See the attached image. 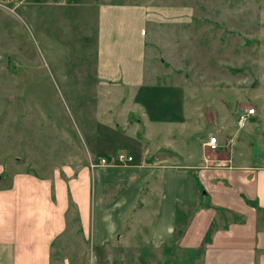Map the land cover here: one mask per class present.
Segmentation results:
<instances>
[{
	"label": "rangeland",
	"instance_id": "374dc122",
	"mask_svg": "<svg viewBox=\"0 0 264 264\" xmlns=\"http://www.w3.org/2000/svg\"><path fill=\"white\" fill-rule=\"evenodd\" d=\"M122 1L142 9L143 88L96 80L92 4L0 0L5 169L44 177L95 162L93 152L111 159L119 152L156 157L168 151L177 163L192 164L212 137L225 141L223 154L263 162L264 0ZM250 109L254 117L237 130V115ZM145 126L160 132L150 144L138 139Z\"/></svg>",
	"mask_w": 264,
	"mask_h": 264
},
{
	"label": "crops",
	"instance_id": "0c3cea01",
	"mask_svg": "<svg viewBox=\"0 0 264 264\" xmlns=\"http://www.w3.org/2000/svg\"><path fill=\"white\" fill-rule=\"evenodd\" d=\"M72 1L97 13L96 80L143 88L141 7ZM153 131L145 126L138 139L150 144ZM218 143L192 164L168 151L129 153V165L92 171L88 160L41 177L0 163V264H264V160L223 154Z\"/></svg>",
	"mask_w": 264,
	"mask_h": 264
},
{
	"label": "built area",
	"instance_id": "2783aa9c",
	"mask_svg": "<svg viewBox=\"0 0 264 264\" xmlns=\"http://www.w3.org/2000/svg\"><path fill=\"white\" fill-rule=\"evenodd\" d=\"M255 115V110L250 109L241 113L236 121V127L238 130L244 129L250 121V117ZM205 150L210 152H217L219 150V144L216 138H209L207 143L204 145ZM207 148V149H206ZM114 162L115 164H112ZM133 162V158L123 152L117 153L112 159L97 158L95 162L90 160L89 167L92 171L99 168H105L110 166H124L129 165Z\"/></svg>",
	"mask_w": 264,
	"mask_h": 264
},
{
	"label": "trees",
	"instance_id": "16d2710c",
	"mask_svg": "<svg viewBox=\"0 0 264 264\" xmlns=\"http://www.w3.org/2000/svg\"><path fill=\"white\" fill-rule=\"evenodd\" d=\"M237 116H238V115H237ZM198 188H199V189H202V187H201L199 184H198ZM177 213H178V212H177ZM177 215H178V214H177ZM177 218H178V217H177ZM177 222L179 223V219H177ZM179 224H180V223H179ZM179 224H178V225H179ZM186 228H187V224L181 227V230L179 231V233H180V234H184V232L186 231Z\"/></svg>",
	"mask_w": 264,
	"mask_h": 264
}]
</instances>
